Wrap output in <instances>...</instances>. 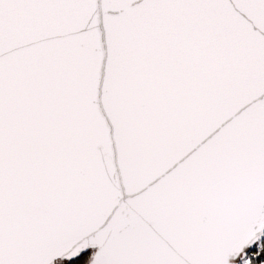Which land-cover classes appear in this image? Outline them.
<instances>
[{"label": "snow or ice", "instance_id": "1", "mask_svg": "<svg viewBox=\"0 0 264 264\" xmlns=\"http://www.w3.org/2000/svg\"><path fill=\"white\" fill-rule=\"evenodd\" d=\"M0 264H264V0H0Z\"/></svg>", "mask_w": 264, "mask_h": 264}]
</instances>
